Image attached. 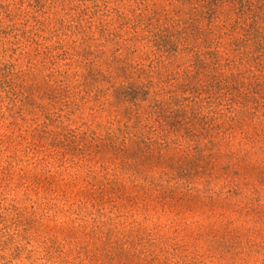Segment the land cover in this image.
Instances as JSON below:
<instances>
[{
    "label": "rangeland",
    "instance_id": "rangeland-1",
    "mask_svg": "<svg viewBox=\"0 0 264 264\" xmlns=\"http://www.w3.org/2000/svg\"><path fill=\"white\" fill-rule=\"evenodd\" d=\"M223 2L0 0V264H264V52Z\"/></svg>",
    "mask_w": 264,
    "mask_h": 264
},
{
    "label": "trees",
    "instance_id": "trees-1",
    "mask_svg": "<svg viewBox=\"0 0 264 264\" xmlns=\"http://www.w3.org/2000/svg\"><path fill=\"white\" fill-rule=\"evenodd\" d=\"M223 3L228 6L227 14L236 17L238 32L247 37L250 46L264 52V0H224Z\"/></svg>",
    "mask_w": 264,
    "mask_h": 264
}]
</instances>
